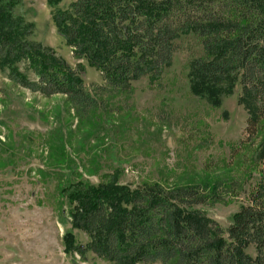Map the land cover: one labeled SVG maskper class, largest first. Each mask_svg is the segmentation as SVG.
<instances>
[{"label": "trees", "instance_id": "trees-1", "mask_svg": "<svg viewBox=\"0 0 264 264\" xmlns=\"http://www.w3.org/2000/svg\"><path fill=\"white\" fill-rule=\"evenodd\" d=\"M58 1L46 0L56 31L76 60L100 73L102 84L87 87L79 74L84 65L74 68L32 40L31 25L14 13L16 0H0V71L15 85L60 94L86 118L126 106L131 81L157 76L171 62L176 40L192 35L202 50L189 63L192 91L213 92L239 77L253 100L246 130L264 131V0H72L64 9ZM52 174L71 227L88 238L81 245L72 232L64 233V252L82 258L91 252L111 264H264V163L249 203L231 215L226 238L195 207L219 200L222 181L131 187L104 173L91 183L72 165ZM250 245L254 256L245 251Z\"/></svg>", "mask_w": 264, "mask_h": 264}, {"label": "rangeland", "instance_id": "rangeland-1", "mask_svg": "<svg viewBox=\"0 0 264 264\" xmlns=\"http://www.w3.org/2000/svg\"><path fill=\"white\" fill-rule=\"evenodd\" d=\"M70 1L59 0L56 7L64 9ZM14 13L31 25L32 40L74 68L84 65L79 74L87 87L102 84L97 70L73 57L46 0H16ZM201 53L192 35L177 39L168 66L154 78L145 74L131 81L126 106L86 118L76 116L64 96L31 92L0 71V264H111L91 252L83 258L64 252V233L72 232L81 245L88 240L71 227L66 198L54 188L52 172L71 165L91 183L104 173L131 187L145 181L166 186L222 181L219 200L195 207L226 238L231 215L249 203V191L260 179L264 131L246 130L253 100L239 77L213 92L192 91L189 63ZM245 251L255 255L252 245Z\"/></svg>", "mask_w": 264, "mask_h": 264}]
</instances>
